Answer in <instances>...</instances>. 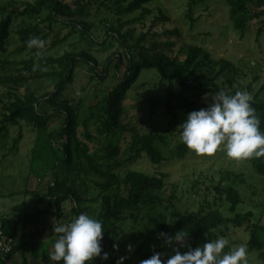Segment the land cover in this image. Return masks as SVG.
<instances>
[{"label":"rangeland","instance_id":"obj_1","mask_svg":"<svg viewBox=\"0 0 264 264\" xmlns=\"http://www.w3.org/2000/svg\"><path fill=\"white\" fill-rule=\"evenodd\" d=\"M35 1L0 0V5L12 2L13 7L22 12L26 4L33 5ZM100 1H103L104 6L98 5ZM131 1L121 0L116 3L114 0H80L81 4L88 3L89 8L88 14L79 22L85 24V28L98 45H90L78 32L61 44L52 46L53 42L61 41L71 32V25L65 19L50 24L46 21V9L32 18L16 17L11 25L9 43L0 50V76L11 72V66L7 65L10 62H19L32 55L59 57L65 52L75 53L83 49L97 59L101 68L107 57L119 50L111 37L112 32L107 34L108 29L112 27L121 35L128 33L127 43L131 47L145 35L146 39L140 45L150 46L152 43H158L160 48L169 45L171 57L179 61L185 59L189 46L201 48L213 61H228L232 66L225 72V78L218 80V83L223 81L222 86L228 90L247 91L253 100L264 104V33L258 37L255 28H251L241 36L229 21L228 7L222 0H193L195 3L191 6L188 0H152L139 10L124 12ZM29 27H38L41 34L37 38L44 41L45 46L36 52H32L30 48L19 50L21 42L17 31ZM31 38L32 36L29 40ZM4 61L6 63L2 65ZM198 61L200 64L193 71V75H204L207 78L215 76L217 67L213 69L211 64L202 62L201 58ZM113 74V64L110 66L108 78L104 81L99 80L87 66H77L73 82L67 85L62 96L78 107L80 118L83 119L88 114L92 99L101 98L107 87L115 83ZM228 78L232 80L231 86ZM55 81L53 78V82ZM134 86L136 88L127 93L123 102L126 119L134 118L142 132L162 137L163 140L158 141L156 145L162 151L165 161L154 165L143 154L128 169L148 176L163 174L165 185L158 192L162 204L121 216L109 227L107 238L113 245H118V250L110 254V259L115 258L117 261L120 257H127L124 264H138L154 248L156 235L149 222L150 217L161 213L169 219L172 208L179 212H197L200 206L204 210L216 208L224 217H232L225 196L226 189L230 187L235 189L241 198L236 212L242 215L251 212V224L240 228L226 224L217 229L216 233L218 237L228 238L231 245L245 244L248 250L249 243H254L255 247L249 250L248 264H264V249L256 247L257 244L264 243V230L259 229L253 233L250 227L257 224L264 226V176L257 173L248 164L247 159H230L223 152L209 157L196 155L188 150L185 156L178 155V146L182 145L179 139V125L185 121L181 118V113L178 112V117L173 119L162 112V99L151 113L149 103L145 100L146 95L167 87L173 89L175 85L161 84L154 70H142ZM5 94L4 91L1 92L4 99L7 98ZM205 101L211 104L209 98L205 97ZM54 125L59 127L61 120ZM34 137V128L27 124L9 126L7 134L0 135V218L33 215L31 223L16 236V243L21 240L26 244L27 257L35 256L30 259L32 262L53 264L48 257L54 243V225L68 223L76 215L73 212L74 203L70 200L62 205L59 219L54 214L51 202L33 204V197L20 194L25 190L27 180L32 179L29 172V155ZM114 141L115 138L112 139V142ZM89 145L92 151L98 150L101 156L99 161L105 162L104 144L92 142ZM69 177L75 180L82 196L87 199L83 203L87 213L98 218L101 213L102 195H112L114 192H101L98 184L102 179L97 175L86 177L75 171L69 173ZM13 193L18 194L7 196ZM93 198L97 200L89 202ZM129 244L134 247L131 253L126 250ZM174 249L184 253L187 247L176 244L163 257L174 255ZM102 264L108 263L102 261Z\"/></svg>","mask_w":264,"mask_h":264},{"label":"trees","instance_id":"obj_2","mask_svg":"<svg viewBox=\"0 0 264 264\" xmlns=\"http://www.w3.org/2000/svg\"><path fill=\"white\" fill-rule=\"evenodd\" d=\"M150 1L152 0H132L124 12L139 10ZM188 1L189 6L195 3L193 0ZM222 1L228 7L229 21L241 36L251 28H255L258 37L264 33V0ZM98 5L104 6L103 1ZM87 8L88 3L81 4L80 0H36L33 5L26 4L22 12L15 9L12 2L0 5V50L9 43L11 25L16 17L32 18L40 15L45 9L48 10L46 21L50 24L65 19L71 25V32L61 41L53 42L52 46L61 44L78 32L90 45H98L85 28V24L79 22L88 14ZM110 31L119 50L109 55L101 68L97 59L85 49L75 53L65 52L59 57L32 55L19 62L7 63L11 66V72L0 76V135L7 134L9 126L27 124L34 128L35 137L29 155V172L32 179L27 180L25 190L20 194L33 197V204L51 202L57 218L60 219L62 205L68 200L74 203L73 212L76 216L87 213L83 206L87 199L82 196L75 180L70 179L69 173L78 171L86 177L97 175L102 179L98 184L101 192H114L112 195H102L98 219L104 222L102 247L103 251L109 254L107 263L116 264L115 258L110 259V254L116 250L107 238L109 227L121 216L162 204L158 192L165 185L163 174L148 176L128 169L143 154L154 165L165 161L162 151L156 145L158 141L163 140L162 137L142 132L134 118L126 119L125 116L123 107L125 96L136 88L134 84L142 70H154L161 84L175 85L173 89L167 87L145 97L151 113L162 99L164 102L162 112L173 119L178 117V112L185 120L189 113L207 108L210 104L205 101V97L212 102V98L221 90L230 94L236 91L223 87V81L218 83V80L225 78V72L232 65L223 59L211 60L199 47L189 46L185 59L179 61L171 57L169 45L161 48L158 43H152L150 46L140 45L146 39L145 35H142L131 47L127 43L128 33L121 35L116 28L110 27L107 34ZM40 34L38 27L19 29L17 31L21 42L19 50L29 49L27 46L29 37L37 38ZM39 49L30 48L32 52ZM199 58L202 62L211 64L213 69L217 67L218 71L214 77L193 75V71L200 64ZM3 63L6 62H2V65ZM112 64L115 83L107 87L101 98L92 99L88 114L81 119L78 107L73 106L62 96L67 85L73 82L76 67L87 66L99 80L104 81L109 76ZM53 78L56 79L55 82ZM227 81L232 85L230 78ZM2 91L6 93V99L1 97ZM252 107L260 117V130L264 132V104L252 100ZM58 120H61L59 127L54 125ZM114 138L115 141L112 142ZM123 139L125 140L121 144ZM92 142L104 144L105 162L99 161L101 156L98 150H91L89 144ZM187 151L184 144L178 146V155L185 156ZM247 162L257 173L264 176V158H251L247 159ZM16 194L18 193L7 196ZM225 196L232 217H224L216 208L204 210L202 206L197 212H179L172 208L169 219L161 213L150 217L149 222L156 235L154 248L141 261L151 258L156 252L164 255L175 247L176 244L171 247L165 246L164 240L160 237L161 233L173 236L184 230L189 234L185 244L194 249L207 240L216 239L218 237L216 230L223 225L231 224L240 228L251 224L253 217L251 212L244 215L236 212L241 204L238 192L229 187ZM96 200L93 198L89 202ZM32 219L33 215L29 214L17 218H0V231L13 240L5 264H36L30 260L35 258L34 255H30L31 258L27 257L26 244L21 240L16 243V236L31 223ZM250 227L253 233L259 229L264 230V226L258 224ZM253 244L249 243V250L255 247ZM256 247L264 249V243H259ZM141 261L138 264H141ZM93 264H102V260L96 258Z\"/></svg>","mask_w":264,"mask_h":264},{"label":"clouds","instance_id":"obj_3","mask_svg":"<svg viewBox=\"0 0 264 264\" xmlns=\"http://www.w3.org/2000/svg\"><path fill=\"white\" fill-rule=\"evenodd\" d=\"M29 48H43L44 41L31 38ZM252 96L247 91H236L230 94L219 91L207 108L189 113L179 125V139L188 150L200 156H213L223 152L227 158L234 160L264 158V132L260 130L261 120L252 107ZM104 222L80 213L68 223L54 225V243L48 259L55 264H93L96 258L102 261L109 259L103 251ZM189 234L182 230L173 236L161 233L164 245L171 247L178 244L188 247L181 253L164 258L156 252L141 264H248L249 250L245 244L231 245L224 236L207 240L195 247L185 245ZM114 250L118 245L114 244ZM134 251L129 244L126 249ZM127 257H120L116 264H124Z\"/></svg>","mask_w":264,"mask_h":264},{"label":"built area","instance_id":"obj_4","mask_svg":"<svg viewBox=\"0 0 264 264\" xmlns=\"http://www.w3.org/2000/svg\"><path fill=\"white\" fill-rule=\"evenodd\" d=\"M12 245L13 240L0 231V263H7V255L9 254Z\"/></svg>","mask_w":264,"mask_h":264}]
</instances>
